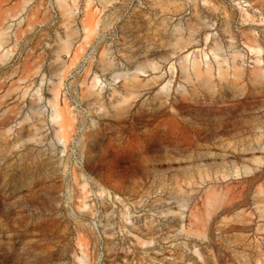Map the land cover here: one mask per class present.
Returning <instances> with one entry per match:
<instances>
[{
    "label": "rangeland",
    "instance_id": "rangeland-1",
    "mask_svg": "<svg viewBox=\"0 0 264 264\" xmlns=\"http://www.w3.org/2000/svg\"><path fill=\"white\" fill-rule=\"evenodd\" d=\"M31 3L59 53H0V264H264V0Z\"/></svg>",
    "mask_w": 264,
    "mask_h": 264
},
{
    "label": "crops",
    "instance_id": "crops-1",
    "mask_svg": "<svg viewBox=\"0 0 264 264\" xmlns=\"http://www.w3.org/2000/svg\"><path fill=\"white\" fill-rule=\"evenodd\" d=\"M44 13L31 0H0V53H14L23 44L27 45L24 53H59L57 38L49 34V43H46L47 31L35 33L36 28L47 23ZM60 51L64 52L71 46V41L65 38ZM48 45L47 50L43 49Z\"/></svg>",
    "mask_w": 264,
    "mask_h": 264
}]
</instances>
